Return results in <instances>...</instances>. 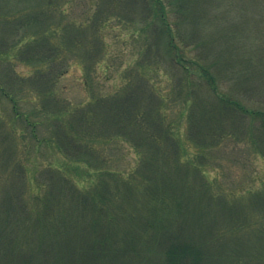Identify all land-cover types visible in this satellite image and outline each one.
Returning a JSON list of instances; mask_svg holds the SVG:
<instances>
[{"label":"trees","instance_id":"trees-1","mask_svg":"<svg viewBox=\"0 0 264 264\" xmlns=\"http://www.w3.org/2000/svg\"><path fill=\"white\" fill-rule=\"evenodd\" d=\"M142 1L152 4L150 16L161 19V32L171 39L167 53L174 65L183 69L181 79L182 88L186 90L185 100L192 102V75L197 73L210 84L215 81L210 74L211 68L196 62L198 71L192 70L184 62L181 51L180 54L177 52L180 56L177 59L176 35L165 18L164 0ZM256 1L259 15L252 13L253 6L249 4ZM68 2L0 0V52L3 50L6 55V51H13L11 48L14 47L16 52L10 58L34 66V71L28 76L15 75L9 69L2 71L0 89H3V83H12L13 87L21 84L16 80L26 81L43 92L45 100L52 101L51 83L66 72L59 69L64 51L74 52L80 46V56L84 55L80 62L88 73L90 67L100 61L106 47L97 23L102 21L106 6L94 13V21L90 25L74 19V22L59 26L57 23L62 21L66 12L64 6ZM109 2L111 0L104 3ZM172 4L176 6L171 7V12L175 14L176 22L180 20L175 24L182 30H189L187 26L193 28L190 34L183 36L180 33L184 47L199 48L202 56H206L208 51L222 56L229 52L227 35L214 24L210 25V34L213 35L210 41L202 38L196 43L195 34L201 33L199 29L205 22L217 23L224 19L237 25L240 37L236 38V55L243 58V55L251 53L248 41L251 30L245 24L251 18H264V0H173ZM15 6L23 12L11 26H24L28 32L35 31L28 40L23 41L28 32H23L18 38L8 37L7 25L12 17L10 9ZM110 6L109 3L108 8ZM211 12L226 14L213 16ZM254 24L258 32H263L260 22ZM2 34L5 35L4 40L1 39ZM209 45L210 48L204 50ZM5 58L12 63L9 56ZM223 58L228 61L224 62V67L232 65L231 58ZM250 58L245 59L249 63L247 66L252 65ZM212 66L219 68L218 63ZM230 97L221 93L217 94L214 103H197L200 105V118H193V121H196L199 135L211 129L210 117L215 116L212 108L218 110L216 113L230 108L232 113L236 112L242 118L247 115L258 121L264 119V114L245 110L237 102L233 105ZM159 98L157 103H163L164 97L160 95ZM130 104L127 101L117 103L116 107L112 104L116 108L115 125L122 120L137 125L141 131H137L140 133L134 140L144 150L140 151L142 159L138 166L131 172H105L112 178V186L100 180L96 190H72L67 182L51 179L48 184L45 182L48 187L44 189V196L37 197L41 201L40 207L32 208L30 200L23 195L24 190L19 188L20 178H28L27 167L9 165L11 159L4 154L8 150L5 147L1 152L3 155H0V264H264V181L258 185L251 182L244 186L242 192L221 191L215 186V180L208 178L201 163L196 164L194 158L182 159L173 133L169 127L161 126L163 115L155 116L152 107V112L148 110L142 115L137 103L131 104L132 109ZM83 112L73 115L76 132L80 129L82 116L87 113ZM55 135L59 145L54 152L58 157L62 156L61 148L72 150L77 147L78 142L72 140L73 133L70 136L65 129L56 127ZM203 139L197 143L201 149L208 141L206 136ZM215 139L210 140L212 145ZM98 171L104 173L101 169ZM33 172L31 179L34 177L35 185L39 187L44 176L40 169L35 168ZM106 186L107 190L104 189ZM62 205L64 207H60Z\"/></svg>","mask_w":264,"mask_h":264},{"label":"rangeland","instance_id":"rangeland-1","mask_svg":"<svg viewBox=\"0 0 264 264\" xmlns=\"http://www.w3.org/2000/svg\"><path fill=\"white\" fill-rule=\"evenodd\" d=\"M67 1L69 2L64 6V17L57 23L59 26L74 22V19L75 22L84 21L83 23L89 22L84 25H90L94 21V13L106 6L102 21L97 23L103 45L106 47L100 61H96L88 73L81 64L84 55L80 56V46L74 52L64 51L59 69L66 72L51 83L52 101L45 100L43 92L40 93L36 86L26 81L16 80V83L21 84H15L13 87L12 83H3V89H0V155H3L1 152L7 147V153L4 154L11 159L9 165L20 164L27 167L28 178H20L19 188L24 190L23 195L30 200L32 208L40 207L41 201L37 197L44 196V189L48 187L51 179L67 182L72 190H96L100 180L107 186H112V178L105 173L108 170L129 173L138 166L142 159L140 151L144 148L134 138L141 129L125 120L115 125V107L122 101L137 103L142 115L148 110L152 112L151 107L156 112L155 116L163 115L161 126L169 127L173 133L180 146L182 159L194 158L196 164L201 163L208 178L212 177L215 186L221 191L242 192L244 186L249 183L258 185L264 181V142L261 141L264 139V119L260 118L258 121L259 119H250L247 115L242 118L236 112L232 113L230 108L216 113L218 110L212 108L215 116L210 117L211 129L209 132L205 130L202 135L196 132L198 126L196 121H193V118H200V105L197 103H214L217 94L221 93L227 97L231 96L233 105L237 102L245 110L264 114V18H251L249 23L245 24L251 30L248 38L251 53L243 55V58L236 55V38L240 37L237 25L224 19L218 20L217 23L205 22L199 29L201 33L195 34L196 43L202 38L204 41H210L213 36L210 34V25L214 24L217 28H222L227 35L229 52L222 56L208 51L206 56H202L199 48L195 49L191 45L184 47L180 33L183 36L190 34L193 28L187 26L189 30H182L180 25H176L180 20L176 22L177 18L171 12V7L176 4H172L173 0H164L165 18L172 25L171 29L176 35L173 41L175 48L177 45V59L180 58L177 52L180 54L181 51L184 62L189 64L192 70L198 71L196 62H199L211 68L210 74L215 80L209 84L203 76L193 74L191 97L194 99L187 103L186 90L182 88L183 69L174 65L167 53L168 41L171 39L161 32V19L158 16H150L153 12L149 10L151 3L146 4L142 0H111V6L108 8L109 3H104L106 0ZM249 4L253 6L252 13L257 12L259 15L257 1ZM22 12L23 10L19 11V6L10 9L12 17L7 25L9 38H18L23 32L29 31L24 26H11ZM211 14L217 16L226 13ZM255 22L262 24L263 32L257 31ZM33 32L36 33H26L23 41L30 39ZM4 37L2 34L1 39L4 40ZM209 48L210 45L204 50ZM11 49L13 51H6L9 58L16 52L14 47ZM3 52H0V74L6 69L12 70L15 75L32 74L34 66L15 58L13 60L12 57L11 63L6 60ZM249 56L251 66L246 65L249 63L245 59ZM223 57L231 58L232 65L224 67V62L228 61ZM216 63L219 68L214 69L212 65ZM211 87L217 89L212 90ZM160 95L164 97L161 104L157 103ZM83 111L87 113L82 116L80 129L76 132L74 130L77 124L72 120L73 115L77 112L84 113ZM56 127L65 129L70 136L73 133V142H78L75 149H60V155L66 159L58 157L54 152L55 147L59 145L55 139ZM205 136L208 141L204 143L205 148L201 149L197 143L199 140L203 142ZM213 138L216 139L212 145L210 140ZM35 168L40 169V174L44 176L39 187H36L34 177L31 179ZM98 169L104 173H100ZM107 186L104 189L107 190ZM84 187L86 189H83ZM62 193L66 194L65 191ZM244 252L247 254L245 249Z\"/></svg>","mask_w":264,"mask_h":264}]
</instances>
